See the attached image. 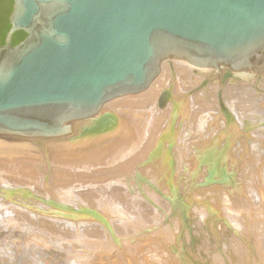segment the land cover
Wrapping results in <instances>:
<instances>
[{"label":"water","instance_id":"1","mask_svg":"<svg viewBox=\"0 0 264 264\" xmlns=\"http://www.w3.org/2000/svg\"><path fill=\"white\" fill-rule=\"evenodd\" d=\"M0 46V138L71 135L168 60L235 81L264 74V0H14ZM17 32L26 38L13 45Z\"/></svg>","mask_w":264,"mask_h":264},{"label":"rangeland","instance_id":"2","mask_svg":"<svg viewBox=\"0 0 264 264\" xmlns=\"http://www.w3.org/2000/svg\"><path fill=\"white\" fill-rule=\"evenodd\" d=\"M171 72L173 73V71H171ZM174 73L175 74L173 75V77L176 79L178 78L177 80H180L179 79L180 76L177 75L176 72H174ZM262 75L263 74L254 77L255 79L251 78V79H244V80H238V81L228 79L227 77H225L223 79V81H221V82L224 84L225 87L226 86L229 87V86H231V84H232V86H236V83H237V85H238V83L239 84L242 83L244 89L247 90L246 92L248 93V95H250L252 97V99H253L252 102L255 100V103H253V111L259 109L260 114H262V116L260 118H261V120H264V115H263L264 114V104H262L261 107L257 106V105H259V103L263 102V101L260 102L258 97L261 96L260 99H264V95H263L264 94L263 93L264 92V80H263ZM216 79H219V78L214 77L210 80L199 82V84L197 86H195L191 89L193 91L190 95L195 96L199 93H205L207 91L209 92V91L214 90V94L216 93V96L218 97L216 99L219 102H221L220 104L223 108V112H225V113L227 112L228 115H230V112L233 109V106L231 104L232 100H231V98H229V97L227 98L224 96V93L226 92L225 90H224V93L222 92V90H219V87H218L219 82H217L218 80H216ZM215 82L218 83V85L213 84ZM256 82L259 83L260 85L256 84ZM233 83H235V84H233ZM215 87L218 89V90L216 89L217 91L214 89ZM260 90L263 92H261ZM143 93H141V94H143ZM256 93H257V95H256ZM258 94L260 96H258ZM123 98H125V97H123ZM120 99H122V98H120ZM111 102L113 103V102H115V100H113ZM108 103L111 104L110 102H108ZM108 103H106V104L108 105ZM157 109H159V108L157 106L153 105V107H150V108L145 106V107H143V109H140L139 111H141L143 114L144 113L146 114L147 112H150L151 110H157ZM217 109H219V108H217ZM246 109H248V108H246ZM119 111H122V109ZM215 111H217V110L215 109ZM249 113H251V112H249ZM258 114H259V112H258ZM192 115H190V117H188L186 120H184L183 123L182 122L179 124L175 123L176 127H174V132L172 133V136L167 138V141L165 139L164 144L165 145L168 144V147L167 146H165V147L167 149L169 148L168 149L169 153L172 150H174V147H175L174 145H176V143L179 142L178 139L180 137L187 136V135H185L186 132H193V129L196 130L197 127H195V125H198L199 128H197L196 133H194L195 135H193V134L189 135L191 137V138L189 137L190 139H192V137H195L197 132H199V129L204 127V125H202L203 119L202 120L200 119V118H203V116L201 115L200 117H198V119H191ZM220 119L221 120L218 123L215 122L212 125H214L218 128L222 127V124L225 123L226 120L222 117ZM208 121H209V119H208ZM232 121H234V119H232ZM237 121H239V120H236V122ZM192 122L194 123V126H193ZM249 122L246 121V124L239 122L240 123L239 127L243 126V127H241V128H243V130L246 129V127H248V130H252V129L255 130L254 129L255 127H253L251 124L253 122H251L250 120H249ZM260 122H262V123L258 124V125L263 124V126H264V122L263 121H260ZM205 126L207 127L208 124L207 125L205 124ZM214 126H213V130L217 129L216 127L214 128ZM249 126H251L250 127L251 129L249 128ZM185 128L187 130H185ZM210 128H212V127H210ZM260 128H262V127H259L258 129H260ZM262 131H257V132L262 133ZM249 135L250 136L247 139V140H249L248 141L249 145L250 144L252 145L253 143L255 144L253 146L258 145V143H259V142H257L258 140L255 141L254 137L251 139L250 138L251 134H249ZM253 139H254V141H253ZM240 140H242V139H240ZM240 140L235 142L237 145L236 146V145H234L235 143H232L229 138H223L222 137V140H220L218 142L215 141V143L212 144V147L210 149L211 153L209 152L208 153L209 155L206 154L204 156H199V155L197 156L196 155L197 153H195V151H197L196 148H195V151H192L191 153H187V154L183 153L180 155L177 153V151H176L177 155L175 154L174 151L170 153V154L173 153L172 155L169 154V157L166 154V156H164V162L167 161V162H165L166 166H163L161 172H159V174L161 175L159 177V180H161L159 184L161 186L163 185L164 187L163 186L162 187L161 186H159V187L148 186L144 191H142V190H139L138 188H136L134 185L132 187H128V186L126 187L124 185H121V190L126 193L129 200L131 199V201L128 200L129 203L131 202L130 204L134 203L136 201V199L138 198L135 203L139 204V201H140L141 205L143 204V206L147 207V209L149 211V215H150L151 220L153 222L152 227H154L155 224L161 225V226L167 225L168 231L173 229L172 231L175 232L176 236H174V237L171 236V234L168 233V231L167 232L163 231V232L159 233V235H157V234L153 235L155 233L153 231L150 232V234L147 233L148 235L145 234L146 233L145 230H147L151 226V223L143 220V218H137L134 222L136 227L137 226L139 227L138 230H134V229L130 230V228L128 226L129 231L130 232L132 231V232H131V234H129V233L125 234L123 232V226L120 223L114 222V224H112L113 222L110 223V221L107 219L102 220L100 218H97V215L99 214V212L102 213L101 209H98L99 211H97V210L95 211L91 206H89L87 201L84 200L86 198L85 195H82L80 193V196H82V198H81L80 196H76V192H75V195H74L75 199L78 197L79 199L78 198L77 199L80 200L81 202L77 201V199L74 200L73 199L74 196H71L73 193H71L70 191H72V190L76 191L78 187H81L82 185H84L83 183H89L90 179H83V178L86 176V174H90V173L97 171L99 169L98 166H95L92 163H88L89 165L88 164L80 165L81 166V167L79 166L80 168L76 167V166H74V167L71 166V168L72 167L73 168L71 170L70 169L69 170L70 171L74 170L73 172H75L76 174H72L73 172H70L69 170H67L69 173L68 172H65V174L63 173L62 177H60V179L58 177V179L56 181L54 179V177L57 176L55 173V167H56V170H57V168L59 170V169H62L61 168L62 166L57 167V165H59L58 163L53 166L52 162H53V164L55 162L53 160H51V161L46 160L49 164L46 161L43 162L42 160L41 161L37 160V162L40 161V162L45 163V164L41 163L42 164L41 165L38 162V164H39L38 166L41 168L44 165H48L46 168L49 171L44 169L45 167H43L42 173L44 174V172H47V173L50 172V174H51V177H49L47 175V173H45L47 176V177L45 176L46 177L45 178L44 177L45 174L42 175V173H40L41 176H43L42 177L43 180H42V184H41L43 186L38 185L40 187L35 188L36 192H39V193H37L38 196H36L37 195L36 193H33V191H35V190L31 187L33 189L32 190L27 185H21L22 187L26 186V187H24L25 189L21 188V186L14 187V188L13 187H10V188L5 187V189L7 188L6 190L9 189L12 192L16 193V196L19 197V200H20L18 202L17 206L18 207L21 206V208H22V209L20 208L21 211H24L25 213L23 212V214H22V212H20V209H19L18 211L22 215L20 213L18 214V211H16L18 214L17 215L18 219H16V216H13V214H11V211L8 210L9 209L8 204H5L3 202L4 201L3 198H0V200H1L0 201L1 202L0 203V264H225V263L226 264H253V263L256 264L259 261H260L259 262L260 264H264V251L262 252L263 256L262 255L258 256V253H256L255 251H254V255L251 254L252 251L257 246V241L262 240L261 243L264 245V221H263L264 216H262V218H263L262 219L261 217L256 218L253 213L250 215L248 213L243 212L244 216L242 214H240V213H242L241 212L242 207H246L248 204L251 203V200L248 199V197H250L251 192L253 194H255V193L257 194V192H258L262 195V192L264 189L263 190L259 189L260 188L259 185L261 184L260 186L262 188L263 184H264V165L262 167H258V165H256L254 162H253L254 165L252 163L247 162V161H249L250 157L247 156L249 152L246 150V148H248L249 146H248L246 141H245V143L241 144V142H243V140L242 141H240ZM192 141H194V139L190 140V142H192ZM166 142H168V143H166ZM239 144L242 145V147L240 145V149L243 150V151H241L242 153L240 152V149H239V151L238 150L236 151V149H238L236 147H239ZM219 146H221L220 147L221 149H219ZM259 146L262 148V145H259ZM174 154H175V156H174ZM243 154H244V156H243ZM242 156H243V158H242ZM155 157H156L155 151H153L152 153H149L144 166H146L147 164H148L147 166H150L152 164V162H154V160H156ZM238 157H239V159H238ZM44 158L47 159L46 157H44ZM196 158H199L200 160H198ZM245 158H247V160ZM45 159H43V160H45ZM240 159H243V160H240ZM180 160H182V161H180ZM37 162L35 161L36 164H37ZM174 163H176V164L173 165ZM231 164H233V165H231ZM235 164H237V165H235ZM248 164H250V165L248 166ZM6 165H8V164H6ZM49 165H50V167H49ZM167 165L170 167H168ZM182 165H184V167H182ZM89 166L92 167V169H90ZM179 166H180V168H179ZM231 166H233V167H231ZM51 167L53 170L50 169ZM41 168H38L39 172L42 171ZM171 168H172V170H171ZM175 168H176V170H175ZM232 168H234V169H232ZM75 169H78V171ZM194 169H196L197 171ZM173 170H175V171H173ZM193 170H194V172H193ZM195 171H196V173H195ZM242 171H244V172H242ZM169 173H170V175H169ZM173 173H174V175H173ZM67 174H68V176H67ZM248 174H249V176H246ZM23 175H24V173H23ZM75 175L76 176L78 175V176L74 177ZM146 175H147V173H146ZM79 176L81 178L83 177L82 180L80 179ZM173 176H175V177H173ZM48 178H50V179H48ZM65 178H67L68 181H66ZM75 178L76 179L79 178L81 180V182H80V180L77 179L80 182L79 183ZM46 179H48V181L52 180L49 182L50 184L49 183L45 184ZM53 179H54V182H53ZM70 179H71V181H70ZM74 179L77 182L71 183L70 185H72V186L68 185L70 182L74 181ZM146 179L147 180L150 179V178H148V175L146 176ZM58 180H61V181H58ZM63 181L68 186L63 185L62 184ZM147 182H152V180H149ZM239 182H241V183H239ZM51 183L53 186L54 185L56 186V187L54 186V189H50V186L48 187V185H51ZM73 184L76 187H74ZM76 184L77 185L79 184V186H77ZM57 185H58V187L60 185L64 186V187H62V186L59 187L60 189L63 188V190L62 189L61 190L64 191V192L61 191V193H59V194L70 195L71 198L70 197L69 198L71 200L73 199L74 201H76V204H75V202H73V200L68 201V199H69L68 197L65 198L67 200H65V199L62 200L59 197L55 198V196L58 195V194L55 195V193H58L60 191V189L57 187ZM170 185H171V188H170ZM28 187L30 189H28ZM42 187H44V189ZM65 187H68L67 191H66L67 194L65 193V190H66ZM51 188H53V187L51 186ZM57 188L59 190H56ZM131 188H132V190H131L132 192L130 191ZM233 188L236 191H234ZM133 189H136V190H133ZM39 190L42 193L45 192V196L43 195L44 193L41 194ZM55 190H56V192H55ZM126 190L129 192H127ZM30 191H31V193H30ZM133 191H135V192H133ZM230 191L232 192V195H231ZM50 192H52L53 195ZM17 193H18V195H17ZM46 193H48L50 196L47 195ZM243 193L246 196H244ZM26 194H28L26 197L27 200L33 199L34 197L37 199L39 198L38 201H37V199H33V201L31 200L34 203L39 202V200L41 199L40 195H42L43 199H41V202H39L40 208L37 207L38 204H36V203H35L36 205L34 203H32L35 206V208L34 207L29 208L30 206H27V204L25 205V203H23L22 201L27 202V200L24 199ZM131 194L133 195L132 197L134 199L131 198ZM136 194H138L137 195L138 197L135 196ZM77 195H79L78 192H77ZM120 195H122V193L121 194L119 193V196ZM240 195L242 196L244 201H246L245 203L240 201ZM52 196H54V198ZM254 196L255 195H253V197ZM1 197H3V196H1ZM29 197H30V199H28ZM232 197L233 198L235 197V198L233 199ZM45 198L47 200L49 199V201L52 200V198H53V200L58 202L59 205L61 203L60 206L63 205L61 209L66 211L67 206H68L69 210L66 211V214H65V211H63L65 215L62 214L64 216H59L58 218H57V215L53 214L55 217L54 218L53 215L51 214L50 210L45 211L46 208L50 209V206L52 205V203H50V202H47V204L45 203L44 206L47 205L46 207L41 205L43 203V201H45ZM222 200H223V203H222ZM234 200H238V201L235 202ZM66 201H68V203H67L68 205L66 204ZM233 201H234V203H233ZM85 202L87 203V205ZM13 203L12 204L9 203V204L15 205V202H13ZM83 203L86 205L85 207H84ZM219 203H221V204L219 205ZM241 203H243V204H241ZM19 204H20V206H19ZM3 205H7V206H3ZM64 205H66V206H64ZM17 206L15 208H18ZM70 206L71 207L73 206V207L71 208ZM24 207L27 210L31 209L30 212L28 213L27 210L24 209ZM41 207H44V209ZM77 207H79V208H77ZM230 207H231V209H230ZM4 209H6L7 211L4 212L5 211ZM33 209H36L35 212H37V210H38V212H41L42 218L40 217L41 213L37 212V214L39 215L38 216L34 212ZM71 209L74 210V213H73V211H71ZM79 209H82V212L84 211L85 214L84 213L82 214V212L80 213L81 210H79ZM83 209H85L86 211ZM221 210H223V211H221ZM189 211L192 215L189 213ZM33 212L36 214L35 216H34ZM43 212H45L44 215L47 214V216H49V217L48 218L44 217ZM67 212H71L72 214L70 215ZM78 212L81 215H78ZM237 212H238V214H237ZM26 213H28V214H26ZM67 214H69L70 217ZM74 214H75V216H73ZM50 215H52V216L50 217ZM76 215L78 217L79 216H82V217L78 218ZM248 215H250V216L247 217ZM12 216H13V218H12ZM34 217H36V219ZM52 217L56 221L54 219L51 220ZM61 217H64L62 221H61V219H62ZM65 217L69 218L68 220L71 223L70 225H68L69 224L68 222L64 221V220H66ZM71 217H75V218H71ZM245 217H247L249 219H247ZM254 217H255V219H253ZM22 218H23V220H22ZM43 218L44 219L46 218L47 220L46 219L44 220ZM49 218H51V219H49ZM56 218L60 219L59 222L57 221ZM70 218L72 219V221L70 220ZM82 218H84L83 219L84 222H82ZM76 219L77 220L80 219L81 221L78 222V221H76ZM250 219H253V220H250ZM256 219H259V220H256ZM45 221L47 223H45ZM50 221H52V222H50ZM53 221H54V223L56 222V224H54ZM246 221L248 222V225L243 224ZM48 222L51 225H48L49 224ZM62 222L63 223L66 222V224L64 223L65 225H63ZM231 223L234 225L231 226ZM66 225H68V226H66ZM252 225H253V227H252ZM169 226H172L173 228L169 229V228H171ZM234 226L237 227V229H238L237 232L234 230V228H236ZM238 226H240L242 229L240 227H239L240 228L239 229ZM246 228H249V229H246ZM147 231H149V229ZM89 232H91V233H89ZM248 232L251 234H248ZM94 233H97L98 235L94 234ZM216 233L220 234V236L217 235ZM237 233L239 235H237ZM253 233H255L256 235ZM89 234L94 238H92L91 236L89 237ZM123 234H124V236H123ZM215 235H216V237H215ZM242 235L245 236L246 238H248L247 239L248 242L251 241V243H247L246 238L243 237ZM154 236H157V237L161 236L160 237L161 239L163 237H165L164 239H162V241L165 240L166 243L169 244L170 248H171V245H172V248H176L175 250H177L176 251L177 256L175 257V255H174V252H173L174 249L168 250L164 246V244L161 242V240H159L160 238L158 239L157 237H154ZM249 236H254L252 238L256 239V241ZM241 237L245 238V239L242 240ZM210 239H211V241H210ZM250 239H252L253 242ZM91 240H94L95 243L98 242V240H99V243H96V244L93 243L94 246L89 245V243L92 244L91 242H94ZM101 241L104 244H102ZM241 241L242 242L245 241V242L242 243ZM254 241L256 242V246L254 244ZM172 242H173V244H172ZM209 242H210V244H209ZM170 243H171V245H170ZM246 243L249 245V247ZM101 244L104 245L103 246L104 249L101 247L102 246ZM233 244H235L236 246ZM252 245L254 246L253 249H252V247H253ZM92 247H93V249H92ZM96 247H98V248H96ZM250 247H251V249H249ZM246 248L249 250H247ZM247 251H249V252H247ZM229 253H231V254H229ZM227 255H229V256H227ZM255 255H257L258 258ZM224 256H225V258H224ZM237 256H239V258ZM244 257H246V258H244ZM247 257H249V259ZM241 258H243V261H241L242 260ZM256 260H257V262H256Z\"/></svg>","mask_w":264,"mask_h":264},{"label":"bare ground","instance_id":"3","mask_svg":"<svg viewBox=\"0 0 264 264\" xmlns=\"http://www.w3.org/2000/svg\"><path fill=\"white\" fill-rule=\"evenodd\" d=\"M171 71H173V73ZM174 72H176V74L180 76L179 77L180 80H177L178 78L176 79L173 77V75L175 74ZM215 75L216 74H214V72L211 70L196 68V67H194L188 63L186 64V62H183V61L168 60V61L163 63L162 72H161L160 76L158 77V79L151 85V87L146 92H144L143 94H138V95H133V96L132 95L127 96V97L125 96V98L121 97L122 99L117 98V100L115 99V102H113V103L110 102L111 104L108 103V105L106 104L105 106H103V108L101 109L99 114H97L93 118L81 121L76 126L74 132L65 138L46 140V141L45 140H27V139H20V138H12V139L0 138V195L3 196V197L0 196V198H3V200H4L3 202L5 204H8V206H9L8 210H10L11 214H13V216H16V219H18L17 215L20 212H22V214L24 212V211H21L22 208H21L20 204H19L20 207L17 206L18 202L20 201L19 197L16 196L15 192H12L9 189L6 190L7 188L5 189V187H8V188L13 187L14 188V187H19L21 185H27L30 188L32 187L34 190H35V188L40 187L38 185H41L42 180H43V178H42L43 176H41L40 173L43 172V170H42L43 167H45L44 169L48 170L46 168L48 165H44L41 168L38 166L39 165L38 162L41 164L46 160H50V161L53 160L56 162V163L54 162V164L52 162L53 166L56 165L57 163L59 164V165H57V167L62 166L61 167L62 169H59V170H58V168L56 170V167H55V173L57 176H55L54 179L56 181H57L58 177L60 179V177H62L63 173L65 174V172H68L67 170H69V169L71 170L74 166L79 167L80 165L92 163L95 166H98L99 169L93 173L86 174V176L84 178L82 177L83 179H90L89 183H83L84 185H82L81 187H78L76 191L72 190L71 189L72 187L70 188L72 191H70L68 189L71 193H73L71 196H74L75 192H76V196H80V193L82 195H85L86 198L84 197L85 198L84 200L87 201L89 206H91L95 211L96 210L99 211L98 209H101L102 213L99 212L100 215L96 214L97 218H100L102 220L107 219L110 221V223L113 222L112 224H114V222L120 223L123 226V232L125 234L126 233L131 234V232H132V231L131 232L129 231L128 226H129L130 230L131 229H134V230L139 229V227L138 226L136 227V225L134 223L137 218H143V220L151 223V226L148 228L149 231H147L148 229L145 230L146 231L145 234H147V233L150 234V232H152V231L155 232L153 235H155V234L159 235V233H161L163 231L167 232L168 231L167 225L161 226V225L155 224V226L152 227L153 222L151 220V217L149 215V211H148L147 207L143 206V204L141 205L140 201H139V204L135 203L138 199L137 198L138 194L135 195V196H137L136 201L134 203L130 204L131 202L129 203V201H131V199L129 200L126 193L121 190V185H124L126 187L127 186L132 187L134 185L136 188H138L139 190H142V191H144L148 186L159 187V186H161L159 184L161 181V180H159V177L161 176L159 174V172H161L163 166H166L165 162H167V161L164 162V156H166V154L168 155V157H169V154L173 151L175 152L176 155H177V153L180 155L183 153L187 154V153H191L192 151H195V148H196L197 149V151H195V153H197L196 155L197 156L198 155L204 156L211 151L210 149L212 147V144L215 143V141L218 142V141L222 140V137L223 138H229L232 143H235L240 139L243 140V142H241V144L245 143V141H246L248 146H249L248 148H246V150L249 152L247 156L250 157V159L248 158L249 161H247V162L252 163V164L254 162L256 165H258V167H262L264 165V126H263V124L258 125V124L262 123L260 121L264 122V120H261V118H260L262 116V114H260L259 109L253 111V103H255V100L252 102V100H253L252 97L250 95H248V93L246 92L247 90L244 89L242 83L241 84L238 83V85L236 83V86H232V84H231V86L225 87L224 84L221 82V81H223L221 79V77L215 76ZM214 77L219 78V79H216V80H218L217 82H219V86H218L219 90H222L223 93L225 90L226 92L224 93V96L227 98L229 97L232 100L231 104L233 106V109L231 110L230 115H228L227 112L226 113L223 112V108L220 104L221 102H219L216 99L218 97L216 96V93L214 94V90L209 91V92L207 91L208 93L207 92L199 93L195 96L190 95L193 91L191 89L193 87L197 86L199 84V82L210 80ZM262 77L264 80V74L262 75ZM213 84L218 85V83H216V82ZM233 84H235V83H233ZM256 84L260 85L257 82H256ZM216 87L214 88L215 90L217 89ZM261 92H263V91H261ZM259 94H258V96H260ZM256 95H257V93H256ZM260 97H258L260 102H262V101L263 102L259 103V105H257L258 107H261V105L264 104V99H260ZM153 105L157 106L159 109L151 110L150 112H147L146 114L145 113L143 114L141 111H139L140 109H143V107H145V106L150 108V107H153ZM216 107L219 109H217ZM246 108H248V109H246ZM121 109H122V111H119ZM215 109L217 111H215ZM249 112H251V113H249ZM258 112H259V114H258ZM190 115H192L191 119H198V117H200L202 115L203 118H200V119L201 120L203 119L202 125H204V127L199 129V132H197L196 136L192 137V139H194V141L190 142V140H192V139H190L191 137L189 135L190 134L195 135L194 133H196L197 128H199L198 125H195V127H197L195 130L190 126L193 129V132H186L185 135H187V136L180 137L178 139L179 142H177L176 145H174L175 146L174 150H172L169 153L168 152L169 148L167 149L165 147V146L168 147V144L167 145L164 144L165 139L167 141V138L172 136V133L174 132V127H176L175 123H177V124H179L181 122L183 123L184 120H186L188 117H190ZM221 117L226 120L225 123L222 124V127L218 128V127L212 125L215 122L218 123L221 120L220 119ZM208 119H209V121H208ZM232 119H234V121H232ZM236 120H239V121L236 122ZM249 120L251 122H253L251 124L253 127H255L254 128L255 130H253V129H252L253 131L248 130V127H246V129L243 130V128H241L243 126L239 127V124H240L239 122L246 124V121L249 122ZM205 124L206 125L208 124V126L206 127ZM193 126H194V123H193ZM213 126H214V128L216 127L217 129L213 130ZM210 127H212V128H210ZM250 127L251 126H249V128ZM259 127H262V128L258 129ZM185 130H187V129L185 128ZM256 130L257 131L263 130V131H262V133H260V132L258 133ZM249 134H251V137H250L251 139L254 137L255 141L258 140L257 142H259V143H258V145H256L257 147L253 146V145H255L254 143L252 145L251 144L249 145V142H248L249 140H247L250 136ZM254 139H253V141H254ZM242 140H240V141H242ZM166 143H168V142H166ZM241 144H239V147H236V148H238V149H236V151L237 150L239 151ZM234 145H236V143ZM259 145H262V148ZM220 147L221 146H219V149H221ZM241 147H242V145H241ZM153 151H155V153H156V157H155L156 160H154V162H152L153 165L151 164L150 166H147L148 165L147 164L146 166H144L146 159H147V156L149 155V153H152ZM176 151H177V153H176ZM241 151H243V150L240 149V152ZM172 154H170V155H172ZM175 154H174V156H175ZM243 156H244V154H243ZM243 156H242V158H243ZM44 157H46L47 159H45ZM43 159H45V160H43ZM196 159L200 160L199 158H196ZM238 159H239V157H238ZM245 159L247 160V158H245ZM37 160H40V161L42 160L43 162H40V161L37 162ZM240 160H243V159H240ZM35 161L37 162V164L35 163ZM180 161H182V160H180ZM6 164H8V165H6ZM43 164H45V163H43ZM175 164L176 163H174L173 165H175ZM231 165H233V164H231ZM235 165H237V164H235ZM249 165L250 164H248V166ZM71 166H73V167L71 168ZM49 167H50V165H49ZM168 167H170V166H168ZM182 167H184V165H182ZM231 167H233V166H231ZM38 168H41L42 171L39 172ZM179 168H180V166H179ZM50 169H52V167ZM90 169H92V167H90ZM232 169H234V168H232ZM75 170L78 171V169H75ZM171 170H172V168H171ZM175 170H176V168H175ZM175 170H173V171H175ZM194 170H196V169H194ZM194 170H193V172H194ZM73 171H70V172H73ZM196 171H195V173H196ZM242 172H244V171H242ZM23 173H24V175H23ZM45 173H47V172H44V174ZM146 173L148 175V178H150L149 180H152V182H147L149 180L146 179V176H147ZM44 174L42 173V175H44ZM72 174H76V173L73 172ZM47 175L49 177H51L50 172H48ZM169 175H170V173H169ZM173 175H174V173H173ZM45 176H46V174L44 175V177ZM67 176H68V174H67ZM77 176L75 175L74 177H77ZM246 176H249V174ZM173 177H175V176H173ZM82 178L80 177L81 180H82ZM48 179H50V178H48ZM48 179L45 180V184H48L50 181H52V180L48 181ZM54 179H53V182H54ZM65 179H66V181H68L67 178H65ZM75 179H74V181H72L70 183L68 182L69 183L68 185H70L73 182H77L78 180H80L79 178H77L78 180L76 179L77 181ZM81 180H80V182H81ZM58 181H61V180H58ZM64 181L62 182V184L66 186L67 184H65ZM70 181H71V179H70ZM239 183H241V182H239ZM63 185H60V186L64 187ZM260 185H259V187H260L259 189L263 190L264 184H263L262 188ZM41 186H43V185H41ZM49 186H50V189H54L55 185L53 186L51 183V185H48V187ZM51 186L53 188H51ZM70 186H72V185H70ZM73 186H74V184H73ZM77 186H79V184ZM24 187H26V186H24ZM24 187L21 186V188H24ZM29 187H28V189H30ZM57 187H58V185H57ZM74 187H76V186H74ZM42 188L44 189V187H42ZM58 188L56 190L60 189V188L59 189ZM65 188H66V190L65 189L64 190H65V193L67 194L66 191H67L68 187H65ZM170 188H171V185H170ZM234 188H233V190H234ZM61 189L63 190V188H61ZM61 189L59 192L57 191L58 193H55V195L58 194L57 196H55V198L59 197L62 200L67 198V197L69 198L70 195H68V194L67 195L59 194L62 191ZM56 190H55V192H56ZM131 190H132V188L130 189V191ZM133 190H136V189H133ZM234 191H236V190H234ZM62 192H64V191H62ZM77 192L79 193V195H77ZM127 192H129V191H127ZM133 192H135V191H133ZM30 193H31V191H30ZM33 193L37 194L39 192H36V190H35V191H33ZM40 193L41 194L44 193L43 195L45 196V192L42 193L40 191ZM50 193L53 195L52 192H50ZM119 193L120 194L122 193V195L119 196ZM46 194L49 195L48 193H46ZM17 195H18V193H17ZM27 195L28 194H26V196L24 198L25 200H27L26 199ZM231 195H232V192H231ZM243 195H244V193H243ZM253 195H255V196L253 197ZM36 196H38V194ZM40 196H41V199H43V196L42 195H40ZM132 196L133 195L131 194V198H133ZM244 196H246V195H244ZM52 197L54 198V196H52ZM80 197L82 198V196H80ZM53 198L50 201H49V199L47 200L45 198V201L42 200L43 203L41 205L44 206L45 203L47 204V202H50V203H52L53 206L51 205L52 206L51 207L49 205L50 209L46 208L45 211L50 210L52 215L53 214L57 215V218L59 216H64L66 214V211L69 210L68 206H67L66 211L61 209L63 205L60 206L61 203L59 205V203L56 202L55 200H53ZM70 198L68 199V201L69 200L72 201L73 199L76 200L78 197L75 199V196H74V198L72 200ZM28 199H30V197ZM33 199H37V198L34 197ZM33 199L27 200V202H24V201H22V202L25 203V205L27 204V206H30L29 208H31V207L35 208V206L32 204V203H34V202H32ZM38 199H37V201H38ZM41 199L39 200V202H41ZM78 199H77V201H80ZM248 199L251 200V203L250 204L247 203L248 205L246 207H242V209H241L242 213H240V214L243 215V212H245V213H248L251 215L253 213L256 218H260V217L262 218V216H264V190L262 192V195L258 192H257V194L256 193L253 194L251 192L250 197H248ZM65 200H67V199H65ZM74 200H73V202H75V204H76V201H74ZM68 201H66V204L68 203ZM234 201L236 202L238 200H234ZM234 201H233V203H234ZM240 201L244 202V203L246 202V201H244V199L242 198L241 195H240ZM11 202L12 203L15 202V205L18 208H15L16 207L15 205H10V204H12ZM39 202H37V203L35 202L36 204H38L37 207L40 206ZM87 203H86V205H87ZM222 203H223V200H222ZM220 204L221 203H219V205ZM241 204H243V203H241ZM86 205L84 204V207ZM3 206H7V205H3ZM46 206L47 205H45L44 207H46ZM64 206H66V205H64ZM44 207H41V208L44 209ZM77 208H79V207H77ZM19 209H20V212L18 211ZM24 209L27 210L25 207H24ZM230 209H231V207H230ZM4 210H3L4 212L7 211L6 209H4ZM28 210H27V212L29 213L31 209H28ZM33 210H34V212L36 211V209H33ZM79 210H81L80 211V213H81L82 209H79ZM83 210H85V209H83ZM16 211H18V214ZM63 211H65V214ZM71 211H73V213H74V210L71 209ZM221 211H223V210H221ZM37 212H38V210H37ZM37 212H35V213L37 214ZM28 213H26V214H28ZM35 213H34V216L36 215ZM38 213H41V212H38ZM44 213L45 212H43V216L48 218L49 216H47V214H45L46 215L45 216ZM67 213H69L70 215L72 214L71 212H67ZM83 213H84V211L82 212V214ZM189 213H190V211H189ZM62 214H64V215H62ZM69 214H67V215L70 217ZM237 214H238V212H237ZM52 215H50V217ZM54 215H53V217H54ZM78 215H81V214H79V212H78ZM250 215H248L247 217H249ZM13 216H12V218H13ZM73 216H75V214ZM40 217L42 218V213H41ZM53 217H52V219L51 218H49V219L53 220L55 218V217L54 218ZM79 217H82V216H79ZM247 217H245V218H247ZM255 217L253 219H255ZM34 218L36 219V217H34ZM61 218H62L61 219V221H62L64 217H61ZM71 218H75V217H71ZM71 218H70V220L72 221ZM84 218H82V222H84L83 221ZM68 219L69 218H66V220H64V221L68 222L69 223L68 225H70L71 223L69 222ZM77 219H76V221H78V222L81 221L80 220L81 218L79 220H77ZM247 219H249V218H247ZM253 219H250V220H253ZM22 220H23V218H22ZM59 220L60 219H57L58 222H59ZM256 220H259V219H256ZM247 221L243 224L248 225ZM50 222H52V221H50ZM66 222H64V223L66 224ZM45 223H47V222L45 221ZM53 223H54V221H53ZM64 223H63V225H65ZM232 223H231V226L234 225ZM54 224H56V222ZM48 225H51V224L49 223ZM68 225H66V226H68ZM236 226H234V227H236ZM240 226H238V228ZM169 227H171L169 229L173 228L172 226H169ZM252 227H253V225H252ZM236 229H237V227L234 228V230L237 232L238 229L237 230ZM246 229H249V228H246ZM172 230L168 231V233H170L171 236L174 237L176 235H175V232H173ZM89 233H91V232H89ZM94 234H97V233H94ZM248 234H251V233L248 232ZM253 234H255V233H253ZM217 235L220 236V234H217ZM237 235H239V234L237 233ZM90 236L91 235L89 234V237ZM123 236H124V234H123ZM154 237H157V236H154ZM160 237L158 236L157 238L159 239ZM215 237H216V235H215ZM243 237H245V236H243ZM249 237L252 238L254 236H249ZM92 238H94V237H92ZM164 238L165 237H163L162 239H164ZM245 238H242V240H244ZM162 239L160 238L159 240H161V242L164 244V246L168 250L174 249L173 252H174V255L176 257L177 256V252H176L177 250H175L176 248H172L171 243H170V245H171V248H170L169 244L166 243L165 240L162 241ZM247 239L248 238H246V240ZM252 239H254V238H252ZM252 239H250V240H252ZM254 240L256 241V239H254ZM91 241H94V240H91ZM210 241H211V239H210ZM255 241H254V244L256 246ZM259 241H257V246L255 247V249L252 251L251 254L254 255V251H255L256 253H258V256H260V255L263 256L262 252L264 251V248H263L264 245L261 243L262 240L260 242ZM243 242H245V241H243ZM252 242H253V240H252ZM91 243L92 244L89 243V245L94 246L93 243H95V241L91 242ZM96 243H99V240ZM247 243H251V241L248 242V240H247ZM102 244H104V243L102 242ZM172 244H173V242H172ZM209 244H210V242H209ZM233 245H235V244H233ZM103 246L104 245H102L101 247L103 248ZM248 247H249V245H248ZM96 248H98V247H96ZM253 248H254V246L252 247V249ZM92 249H93V247H92ZM249 249H251V247ZM249 249H247V250H249ZM247 252H249V251H247ZM231 253H229V254H231ZM227 256H229V255H227ZM255 256H257V255H255ZM258 256H257V258H258ZM237 257L239 258V256H237ZM224 258H225V256H224ZM244 258H246V257H244ZM247 258L249 259V257H247ZM241 259H242L241 261H243V258H241ZM256 262H257V260H256ZM259 262H257L256 264H258Z\"/></svg>","mask_w":264,"mask_h":264},{"label":"trees","instance_id":"4","mask_svg":"<svg viewBox=\"0 0 264 264\" xmlns=\"http://www.w3.org/2000/svg\"><path fill=\"white\" fill-rule=\"evenodd\" d=\"M14 0H0V46L5 44V38L11 28L9 17L13 11ZM26 38L24 32H17L13 37V45L19 44Z\"/></svg>","mask_w":264,"mask_h":264}]
</instances>
